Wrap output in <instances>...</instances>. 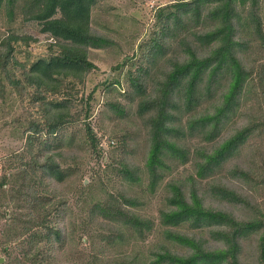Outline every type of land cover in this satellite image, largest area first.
I'll return each instance as SVG.
<instances>
[{
	"label": "trees",
	"instance_id": "16d2710c",
	"mask_svg": "<svg viewBox=\"0 0 264 264\" xmlns=\"http://www.w3.org/2000/svg\"><path fill=\"white\" fill-rule=\"evenodd\" d=\"M101 1L0 0V20L7 21L0 38V87H10L21 101L26 97L33 109L24 126L31 160L0 177V226L13 219L9 206L25 190L70 177L59 160L63 154L53 151L51 143L68 124L83 118L86 143L94 152L102 150L88 123L95 111L93 95L83 98L87 108L82 115L74 113L72 103L77 85L96 70L91 50L112 43L93 28L94 10ZM169 8L172 11L165 14ZM19 21L35 24L51 40L47 55L35 60L29 56L25 63L18 60L19 47L37 42L15 28ZM157 21L159 34L143 56L148 66L137 76L129 75L128 97L136 104L149 142L145 165L151 188L164 179L165 169L187 165L192 169L186 180L190 188L183 181L169 184L170 196L154 226L119 209L117 214L102 209V216L141 235L160 228L164 244L158 245L150 264H242L244 246L251 239L264 264V0H181L160 8ZM253 54L258 56L254 60ZM115 82L122 87L120 79ZM110 106L121 117L127 111L126 106ZM121 169L133 179L132 167L123 164ZM218 177L242 189L219 184ZM205 181L212 197L242 208L245 216L207 204L198 187ZM50 196L48 188L35 197L39 201L32 210H41L44 217L35 216L26 221L30 227L16 228L17 237L37 229L32 234L37 246L42 241L39 230L46 229L61 239L60 230L47 221ZM124 199L127 205L136 202ZM173 244L186 253H175ZM136 261L112 258L106 264H139Z\"/></svg>",
	"mask_w": 264,
	"mask_h": 264
},
{
	"label": "rangeland",
	"instance_id": "374dc122",
	"mask_svg": "<svg viewBox=\"0 0 264 264\" xmlns=\"http://www.w3.org/2000/svg\"><path fill=\"white\" fill-rule=\"evenodd\" d=\"M178 1L181 0H103L96 6L93 28L112 43L105 49L91 50L90 59L96 65V70L90 73L84 84L77 85L78 93L74 94L72 103L74 113L82 115L87 108L84 99L93 95L90 103L95 111L88 123L99 138L102 150L94 152L86 143L83 118L68 124L55 140L52 138V149L63 154L59 160L63 168H69L70 177L62 183H38L34 190H25L23 196L14 199L8 209L13 219L0 226V264H106L112 258L122 261L136 258L139 264H150L153 253L159 250L158 245L163 246L160 228L141 235L115 220L110 222L102 214H117L119 209L130 216L148 219L154 226L158 224L159 211L166 206L170 196L169 184L186 182L192 173L190 165L170 172L165 169L164 179L156 184L154 190L151 188V177L145 165L149 142L142 120L137 116L136 104L128 97L131 91L129 75L137 76L140 68L148 66L143 56L159 34V9ZM171 11L172 8H169L165 14ZM6 25V18L0 20V38L7 30ZM15 28L37 40L28 48H18L16 56L20 62H27L29 56L35 60L49 53L51 40L40 32L38 26L19 21ZM241 36L245 37L246 34ZM256 57L253 54L252 60ZM119 79L122 84L120 88L115 84ZM110 104L126 106L127 111L121 117ZM31 117L33 109L26 97L21 101L10 87H0V177L15 172L23 162L31 160L24 129L27 119ZM36 149L37 146L35 154ZM123 164L133 168V179L122 173ZM217 180L219 184L225 182L230 187L242 189L223 179ZM186 184L189 190V183ZM208 184L205 181L198 185L200 192L206 196L207 204L235 211L239 217L245 216L242 208H231L212 197L205 189ZM245 186L249 190V185ZM48 188L51 196L47 221L50 228L56 226L60 230L61 239L58 241L55 236L48 235L46 229L39 230L42 241L36 246L37 236L33 237L32 234L37 229L20 237L16 236L15 229L30 227L26 221L35 216L38 219L44 217L45 213L41 214V210L32 209L39 201H35V197L48 192ZM240 192H245V189ZM124 198L136 202L127 205ZM18 203L23 206H17ZM203 236L209 238L207 232H203ZM170 248L177 254L187 251L177 244L170 245ZM257 256L256 241L251 239L244 246L242 264H261Z\"/></svg>",
	"mask_w": 264,
	"mask_h": 264
}]
</instances>
